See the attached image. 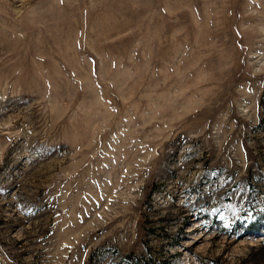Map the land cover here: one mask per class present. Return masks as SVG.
<instances>
[{"label": "rangeland", "instance_id": "1", "mask_svg": "<svg viewBox=\"0 0 264 264\" xmlns=\"http://www.w3.org/2000/svg\"><path fill=\"white\" fill-rule=\"evenodd\" d=\"M0 264H264V0H0Z\"/></svg>", "mask_w": 264, "mask_h": 264}]
</instances>
